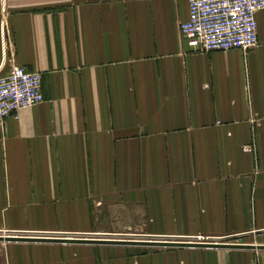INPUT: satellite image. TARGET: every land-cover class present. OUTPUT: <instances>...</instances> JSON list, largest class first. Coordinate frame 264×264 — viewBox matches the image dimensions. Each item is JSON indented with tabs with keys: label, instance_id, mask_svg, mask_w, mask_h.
Masks as SVG:
<instances>
[{
	"label": "crops",
	"instance_id": "obj_1",
	"mask_svg": "<svg viewBox=\"0 0 264 264\" xmlns=\"http://www.w3.org/2000/svg\"><path fill=\"white\" fill-rule=\"evenodd\" d=\"M188 17V0H0V66L44 95L0 123V233L81 237L101 203L162 239L257 247L0 242L4 264H264V9L248 52L193 51Z\"/></svg>",
	"mask_w": 264,
	"mask_h": 264
},
{
	"label": "built area",
	"instance_id": "obj_2",
	"mask_svg": "<svg viewBox=\"0 0 264 264\" xmlns=\"http://www.w3.org/2000/svg\"><path fill=\"white\" fill-rule=\"evenodd\" d=\"M189 17L180 23L182 37L193 51L241 49L259 44L257 14L264 0H188ZM0 66V123L19 111L42 103V75L12 63ZM246 150L250 148L246 147ZM198 241L205 238L198 236Z\"/></svg>",
	"mask_w": 264,
	"mask_h": 264
},
{
	"label": "rangeland",
	"instance_id": "obj_3",
	"mask_svg": "<svg viewBox=\"0 0 264 264\" xmlns=\"http://www.w3.org/2000/svg\"><path fill=\"white\" fill-rule=\"evenodd\" d=\"M0 235H17L0 233ZM35 235V234H28ZM48 236V235H45ZM87 238L98 239H162L149 233L148 225L145 223L143 210L140 208H126L117 205L99 203L94 205L93 222L90 232L79 235ZM205 238L203 241H214L205 235H198ZM71 237V236H70ZM172 240V239H168ZM219 241V240H218ZM236 242V241H225ZM2 243V242H1ZM4 246L0 244V264H4Z\"/></svg>",
	"mask_w": 264,
	"mask_h": 264
},
{
	"label": "water",
	"instance_id": "obj_4",
	"mask_svg": "<svg viewBox=\"0 0 264 264\" xmlns=\"http://www.w3.org/2000/svg\"><path fill=\"white\" fill-rule=\"evenodd\" d=\"M0 242H46V243H73V244H115L144 247H222V248H256V245L230 242H192L168 239H98L87 237H60V236H25L0 235Z\"/></svg>",
	"mask_w": 264,
	"mask_h": 264
},
{
	"label": "bare ground",
	"instance_id": "obj_5",
	"mask_svg": "<svg viewBox=\"0 0 264 264\" xmlns=\"http://www.w3.org/2000/svg\"><path fill=\"white\" fill-rule=\"evenodd\" d=\"M3 236H8V235H3ZM12 236H16V235H12ZM25 236H34V235H25ZM42 236V235H41ZM60 237H70V236H60ZM186 241H192V242H196V241H198V240H196V241H194V240H186ZM198 242H213V243H215V242H218V243H221V242H225V241H198ZM2 243H6V242H2Z\"/></svg>",
	"mask_w": 264,
	"mask_h": 264
}]
</instances>
